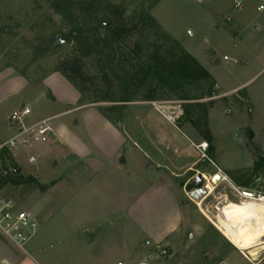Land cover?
Returning a JSON list of instances; mask_svg holds the SVG:
<instances>
[{
	"label": "rangeland",
	"instance_id": "374dc122",
	"mask_svg": "<svg viewBox=\"0 0 264 264\" xmlns=\"http://www.w3.org/2000/svg\"><path fill=\"white\" fill-rule=\"evenodd\" d=\"M106 1L126 7L128 14L138 13L141 9L150 10L161 27L195 56L211 76L224 85L220 91L216 90L219 95L236 83L234 78L240 82L248 72L260 70L255 58L261 56L263 50L253 44L256 32L252 30L249 33H242L244 37L241 43L232 33L230 25L225 22L226 15L236 11L230 0ZM243 8H246L245 2ZM250 10L251 8H248L246 11ZM256 15L257 13L253 11L252 18ZM68 30H70L68 21L48 0H0V147H5L11 140L8 141L7 138L16 127L11 125L9 118L13 111L20 108L28 107L32 111V115L26 118V126H32L37 120L55 116L48 120L51 128L64 123L75 129L77 128L74 126L75 121H80V127L83 119H97L95 113L97 109L94 107L111 110L122 105L120 102L91 104L87 99L83 102L78 90L63 75L55 72L59 60L75 50L74 42L69 40ZM103 32L105 31L102 30ZM225 57L230 60L225 61ZM87 65L92 73L97 72L96 60L88 61ZM109 71L114 77L112 89L116 101H121L123 95L117 77H123V72L115 65L109 66ZM57 73L60 77L54 79L52 76L47 83L48 92L40 94V91L36 90L38 86L46 78ZM14 79L20 80L23 85L15 83ZM56 89L60 91L57 93L58 96L54 94ZM237 96L225 95L213 100L208 98L203 100L202 106L213 107L211 128L216 147L215 155L218 156L215 162L222 168L223 173L227 174L228 181L214 180L218 170L210 163L203 162L207 160L205 158H201L200 168L208 181L205 180L202 188L207 189L206 187L210 185L213 192L210 193L208 190L200 199H193L189 194L196 190V187L194 188L196 177L192 178L193 175H190L178 181L184 183L192 178L189 186L185 187L183 202L189 223L183 230V243L177 249L155 247L149 253L148 249L143 247L147 243L145 230L150 227H154L155 230L160 222L146 225L143 220L134 223L128 219L130 213L126 214L125 208L112 207L103 199V192L81 190L80 185L72 190L67 183L53 191L56 197L51 200L54 203L51 204L54 205L51 206L52 220L43 231H40L39 225L37 237L31 243H35L39 238H45V242L52 248V253L47 258L50 264H80V257H66L63 252L61 253V249L64 248L66 237L76 232L77 225L80 227L84 214H89L94 221L99 218V232L102 238L99 247L103 251V260H100L99 264L118 262L136 264L151 254H156L160 258L153 264H264V250H261L256 260L246 257V254L238 251L227 241L213 223L219 209L226 202L241 203L246 200L243 196L245 193L249 195L248 198L264 197V119H261L259 112L260 118L254 120L258 131L256 139L250 129L244 127L247 120L243 112H246L248 105L245 100L240 101L241 95ZM141 98V95L133 97L132 103H147L141 101ZM259 102L258 106L263 108L264 116V95L259 97ZM82 105L89 107L58 116ZM231 107L232 112L227 114ZM145 109L146 112L158 117L151 106L141 104L138 107L140 111ZM202 109L198 128L204 131L201 134L205 137L207 129ZM243 109L245 111L242 112ZM257 115L255 113V116ZM178 127L180 130L170 129L169 126L168 129L175 137L182 139L181 144L188 153H194L196 158L200 157V154L191 148L189 139L192 137L186 128ZM53 137L49 134L41 142L4 148L9 152V156L6 155L1 160L9 181L2 186L3 192L22 209L30 212L35 206L34 193L38 187L35 181L43 183L46 178L58 180L62 172L67 171L62 168L56 169L53 165L52 158L54 152H57V145L48 143ZM211 148L206 152L207 158H210L209 152L214 151V147ZM248 152L252 155L250 156ZM8 157L13 159V163H10ZM248 166L251 167L246 169ZM75 169L80 170V166ZM16 171L18 172L15 173ZM28 179H35L34 183L28 182ZM244 184H247V187L240 186ZM55 200L63 205L59 210L56 209ZM149 205L151 209L155 208V200ZM141 214H144V211ZM261 240L264 242V231ZM163 250L166 254L161 257Z\"/></svg>",
	"mask_w": 264,
	"mask_h": 264
},
{
	"label": "crops",
	"instance_id": "0c3cea01",
	"mask_svg": "<svg viewBox=\"0 0 264 264\" xmlns=\"http://www.w3.org/2000/svg\"><path fill=\"white\" fill-rule=\"evenodd\" d=\"M230 1L233 4L235 1L242 2L241 9L234 7L236 11L228 13L225 18V22L230 25L232 33L242 43L241 39L244 37L242 33L255 31L256 38H253V44L261 48L263 50L261 53L264 54V39H262L264 36V11L257 10L261 4L260 0ZM243 2H245L246 8H243ZM248 8H251L249 12L246 11ZM253 11L257 13L255 18H252ZM263 54L255 58L256 64L260 65V70L248 72L245 76L243 75L244 77L240 82L234 78L236 83L225 89L222 95L216 92L217 98L225 95L236 97H238L237 94L241 95L240 101L245 100L248 105L246 112H243L245 109L242 110L247 120L244 127L250 129L256 139L258 131L254 120L260 118L259 112H261V119H264L263 108L258 106L260 104L259 97L264 95ZM228 60L230 59L228 58ZM59 75L57 73L49 76L36 90L40 91V94L47 93L48 81L52 78L58 79ZM212 78L219 88L218 91L224 88V85L220 84L216 78L213 76ZM14 82L20 83L21 81L14 79ZM20 85L22 86L23 83ZM58 92L60 91L56 89L54 94L57 95ZM141 104L149 105L147 103H127L118 105L120 107L117 106L111 110L94 107L97 109L95 111L97 119H83L80 127V121H75L74 126L77 127L75 129L66 126L64 123L51 128L49 134L54 137L48 143L57 145V152H54L52 158L53 165L56 166V169L62 168V170L67 171H63L58 180L46 178L43 183L35 181L38 187L34 193L35 206L32 213L38 219L40 231H43L48 222L52 220L51 206L54 205L51 204L54 203L51 200L56 197L53 191L67 183L72 190L77 189L80 185L81 190L90 189L96 193L103 192V199L108 201L112 207L125 208L126 214L130 213L128 219L134 223H140L143 220H145L146 225L160 222L155 230L154 227L145 230L147 243L143 247L147 248L149 253L155 247L177 249L183 243V230L185 225L189 223L187 209H184L183 204L185 187L189 185L192 178L199 174L204 175V172H201L202 168H200L202 153L199 147L203 143L208 144V148L210 145L201 134L204 131H200L198 128L204 101L178 103L182 115L176 126L168 123L151 105L149 106L153 108L158 117L146 112V109L145 111L138 110ZM199 104L201 105L199 106ZM86 107L89 106L82 105L58 116ZM212 108V106L207 108L206 129L213 138L211 146L214 147V151L209 152V160H202L223 171L215 162L218 156L215 155L216 147L211 128ZM231 110L232 107L227 114H230ZM255 113L258 115L255 116ZM54 117L37 120L35 124ZM168 126L170 129L176 130H180L178 126L185 127L192 137L191 139H194H189L191 148L193 147L195 152L200 154V157L196 158L194 153H188L184 145L181 144L182 139L175 137ZM14 134L15 131L10 132L7 140L12 139ZM248 154L252 155L250 152ZM78 166H80V170L75 169ZM250 167L248 166L246 169ZM190 175H193L192 178L186 182H178ZM225 175L227 176V174ZM154 200L156 205L155 208L151 209L149 204ZM55 206L59 210L63 205L55 200ZM142 211L144 214H141ZM89 216V214H84L80 221V227L77 225L76 232L66 237L61 253L63 252L66 257H80V262L78 261L80 264H99V261L103 260V251L99 247L102 243L98 225L99 218L94 221ZM51 253L52 248L50 244L45 242V238H39L35 243H30L27 247V253L23 254L0 236V264H50L47 258ZM223 261L222 263L225 262ZM117 264H123V262Z\"/></svg>",
	"mask_w": 264,
	"mask_h": 264
},
{
	"label": "trees",
	"instance_id": "16d2710c",
	"mask_svg": "<svg viewBox=\"0 0 264 264\" xmlns=\"http://www.w3.org/2000/svg\"><path fill=\"white\" fill-rule=\"evenodd\" d=\"M48 1L68 21L67 34L75 48L59 60L55 72L78 90L83 102L127 104L141 95V101L147 103H182L213 96L216 84L211 74L161 27L150 10L128 14L126 7L106 0ZM90 60L97 61V72L89 70ZM111 65L123 72V77H117L121 101H116L112 89ZM203 109L206 126L207 108ZM206 132L211 148L212 137L208 129ZM6 155L9 152L3 149L0 157ZM8 160L13 163L11 157ZM8 181L4 178L3 185Z\"/></svg>",
	"mask_w": 264,
	"mask_h": 264
},
{
	"label": "built area",
	"instance_id": "2783aa9c",
	"mask_svg": "<svg viewBox=\"0 0 264 264\" xmlns=\"http://www.w3.org/2000/svg\"><path fill=\"white\" fill-rule=\"evenodd\" d=\"M261 4L258 6V11H264V0H260ZM235 9H241L242 2H234ZM227 61V57L224 58ZM219 88L215 86L214 94L208 100H213L217 98L216 90ZM177 103V104H176ZM179 102H148L168 123L173 126L177 125V121L182 115L181 108L179 107ZM32 115V111L28 107H23L18 110L13 111L10 116V123L15 128L14 137L5 145V147H0V153L4 148H15L17 146H27L37 142L44 141L48 134L51 132V126L49 121H41L32 126H26V118ZM201 149L202 158L209 160L206 156L208 150V144L203 143L199 147ZM218 170V175L221 176L222 180H228L227 176L220 169ZM7 171L4 169V164L2 163L0 157V236L16 250L27 253V247L34 239L39 230V222L36 216L25 209H22L14 200L7 197L4 194L2 188L4 178L7 177ZM204 180L208 179L202 175ZM208 188V186L206 187ZM235 188V187H234ZM236 189V188H235ZM236 191L241 195V192L236 189ZM246 199L248 198L246 193L243 195ZM260 198V197H259ZM166 254V251H162L161 257ZM160 260L156 254H151L147 258L141 260L138 264H153L154 262Z\"/></svg>",
	"mask_w": 264,
	"mask_h": 264
},
{
	"label": "bare ground",
	"instance_id": "6f19581e",
	"mask_svg": "<svg viewBox=\"0 0 264 264\" xmlns=\"http://www.w3.org/2000/svg\"><path fill=\"white\" fill-rule=\"evenodd\" d=\"M228 181V180H225ZM209 192H213L208 185ZM220 233L238 251L256 260L264 250V197L247 198L241 203L226 202L213 222Z\"/></svg>",
	"mask_w": 264,
	"mask_h": 264
},
{
	"label": "water",
	"instance_id": "95a60500",
	"mask_svg": "<svg viewBox=\"0 0 264 264\" xmlns=\"http://www.w3.org/2000/svg\"><path fill=\"white\" fill-rule=\"evenodd\" d=\"M18 171H16L15 173H17ZM215 179H221V176L220 175H216V177L214 178ZM196 180H197V186L199 187L200 186V183L202 182V175H197L196 177ZM205 195V190L204 189H197V190H194L192 191L190 194H189V197L190 198H193V199H200L201 197H203ZM248 195V194H246ZM249 196V195H248ZM251 196V195H250Z\"/></svg>",
	"mask_w": 264,
	"mask_h": 264
},
{
	"label": "flooded vegetation",
	"instance_id": "af4514ba",
	"mask_svg": "<svg viewBox=\"0 0 264 264\" xmlns=\"http://www.w3.org/2000/svg\"><path fill=\"white\" fill-rule=\"evenodd\" d=\"M204 182H205V180H204V178H203V176H202V182L200 183V186L198 187V186L196 185V184H197V180L195 179L196 190H197V189H204V190H205V195H206L208 189L202 188V187H204Z\"/></svg>",
	"mask_w": 264,
	"mask_h": 264
}]
</instances>
